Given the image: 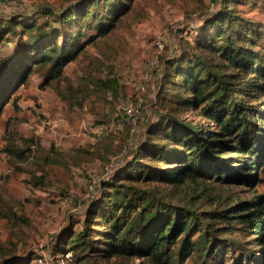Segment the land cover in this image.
<instances>
[{
    "label": "trees",
    "instance_id": "obj_1",
    "mask_svg": "<svg viewBox=\"0 0 264 264\" xmlns=\"http://www.w3.org/2000/svg\"><path fill=\"white\" fill-rule=\"evenodd\" d=\"M222 1L224 6L200 25L197 46L209 48L210 56L199 61L193 55L187 63L179 62L173 75L181 78L172 104L158 93L157 120L145 127L147 137L125 145L121 163L97 189L94 186L78 238L85 250L81 255L74 252L60 237L63 244L54 242L51 250L54 260L66 262L70 254L73 262L89 258L87 264H132L135 259L139 262L134 264H185L195 249L192 237L198 229L210 242L202 252L211 264L234 261L237 253V264H264V194L257 191L264 166V49L256 43L254 22L235 14L237 0ZM99 2L79 1L61 13L49 9L47 17L58 26L23 25L29 34L25 52L12 45L0 59V116L10 100L19 110L11 92L28 81L35 64L50 62L61 77L96 35L114 30L131 4L105 0L111 20L100 25L91 6ZM13 26L0 25V34L6 29L16 33ZM139 104L138 114L147 113ZM6 151L15 153L12 148ZM234 187L246 189L245 196L230 193ZM196 196L208 200L206 207L197 204ZM28 257L13 256L8 264H33L34 256Z\"/></svg>",
    "mask_w": 264,
    "mask_h": 264
},
{
    "label": "rangeland",
    "instance_id": "obj_2",
    "mask_svg": "<svg viewBox=\"0 0 264 264\" xmlns=\"http://www.w3.org/2000/svg\"><path fill=\"white\" fill-rule=\"evenodd\" d=\"M79 1L84 0H0V25L13 26L8 23L13 19L10 22L15 26L11 30H16L13 33L2 27L5 31L0 34V59L12 45L21 46L19 52H25L29 34L24 31V24L58 26V21L47 17L48 10L61 13ZM104 2L91 5L100 25L111 20L107 19L111 8ZM109 2L116 5L119 0ZM120 2L131 4L114 30L96 35L66 66L61 77H56L50 62L35 64L28 81L11 92V97L18 100L19 110L14 109L11 100L4 107L0 116V264H8L13 256L31 255L33 264H87L89 258L75 263L70 254L65 256L69 262L54 260V242L63 244L66 238L67 247L82 254L85 246L78 240L79 232L86 226L89 198L99 187L104 171L121 163L119 153L125 151V145L147 137L145 127L157 120L155 101L159 92L162 91V99L172 104L171 95L177 92L181 78L173 75L179 62L187 63L193 55L203 61L211 54L209 48L197 46L203 29L200 25L207 24L205 20L221 6L222 0ZM237 3L235 14L254 22L258 28L256 43L264 49V0ZM191 22L195 28H189ZM185 32L190 39L184 37ZM160 40L165 44L163 49L157 45ZM151 62L155 64L151 66ZM139 83L145 86L144 90H139ZM128 99L137 106L142 103L147 113L130 119L122 108L123 100ZM187 115L195 119L191 113ZM100 124L107 125L110 133L98 131ZM8 148L15 153L6 151ZM101 148L103 152H99ZM260 177L257 191L264 194V166ZM242 189L234 187L230 193L245 196ZM199 201V206L204 207V202L206 207L205 197ZM192 241L195 249L185 264H211L202 252L209 240L195 229ZM239 256L237 253L234 261L226 264H237ZM135 262L138 259L130 261Z\"/></svg>",
    "mask_w": 264,
    "mask_h": 264
},
{
    "label": "built area",
    "instance_id": "obj_3",
    "mask_svg": "<svg viewBox=\"0 0 264 264\" xmlns=\"http://www.w3.org/2000/svg\"><path fill=\"white\" fill-rule=\"evenodd\" d=\"M190 24H193L192 26H190L189 28H195L194 26V22H191ZM188 31V27L187 30ZM187 34V32H185V35ZM157 45L158 47H160L161 49H163L165 47V44L160 40L157 41ZM155 64V62H151V66H153ZM138 88L139 90H144L145 86L141 83L138 84ZM122 108L126 114V116H128L130 119H132L134 116L138 115L139 110H140V104L139 106H137L134 101L128 99V100H123L122 102ZM98 131L102 132V133H108L109 128L107 125L104 124H100L98 125ZM114 166H111L110 168H108V170H106L103 175L101 176L102 178L105 177L112 169Z\"/></svg>",
    "mask_w": 264,
    "mask_h": 264
}]
</instances>
